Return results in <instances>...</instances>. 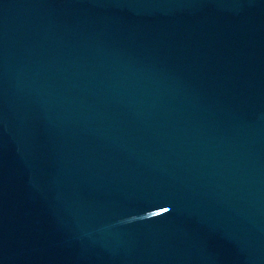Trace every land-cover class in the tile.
Here are the masks:
<instances>
[{
    "label": "water",
    "instance_id": "1",
    "mask_svg": "<svg viewBox=\"0 0 264 264\" xmlns=\"http://www.w3.org/2000/svg\"><path fill=\"white\" fill-rule=\"evenodd\" d=\"M0 264H264V0H0Z\"/></svg>",
    "mask_w": 264,
    "mask_h": 264
}]
</instances>
